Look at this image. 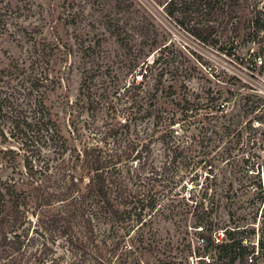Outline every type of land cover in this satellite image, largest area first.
Masks as SVG:
<instances>
[{"label":"rangeland","instance_id":"374dc122","mask_svg":"<svg viewBox=\"0 0 264 264\" xmlns=\"http://www.w3.org/2000/svg\"><path fill=\"white\" fill-rule=\"evenodd\" d=\"M169 1L0 0V67L12 60L44 58L50 76L45 102L68 137L75 126L86 133L93 124L111 120L116 77L121 87L133 75L142 81L139 67L129 69L134 58L158 59L155 67L165 73L161 82L154 76L143 82L146 104L163 112L165 123L156 127V135H173L184 148L191 146L185 152V159H192L190 168L182 159L174 177L152 183L151 195L160 203L155 209H137L119 220L100 216L101 242L112 243L117 236L137 248L114 264H198L187 244L201 247L202 237L225 238L228 229L250 249L255 247L245 264H264V190L240 156L244 122L254 104L239 77L244 66L240 58L251 44L260 48L263 41V30L259 35L254 26L264 0H240L242 8L226 33L204 38L195 32L206 26L205 10L188 12ZM86 77L93 94L112 89L110 99L96 110L83 86ZM144 126L141 122L140 130ZM163 150L156 143L153 157L165 161ZM7 174L0 168V177ZM190 180L202 185L194 200L182 195Z\"/></svg>","mask_w":264,"mask_h":264},{"label":"trees","instance_id":"16d2710c","mask_svg":"<svg viewBox=\"0 0 264 264\" xmlns=\"http://www.w3.org/2000/svg\"><path fill=\"white\" fill-rule=\"evenodd\" d=\"M168 4L188 12L205 10L206 26L195 32L199 37L224 35L242 8L240 0H170ZM211 22L223 25L222 30ZM41 57L12 60L0 67V168L8 170L5 178L0 177V264L123 261L137 248L126 246L117 236L103 244L99 217L119 220L137 209H155L160 203L151 195L152 183L174 177L186 150H191L173 135H156L157 128L164 126V116L159 108L146 104L143 82L152 76L161 82L164 69L155 67L158 59L134 58L129 69L139 67L136 72L142 81L133 75L121 87L116 77V114L109 101L111 120L93 124L86 133L75 126L67 137L45 102L50 76ZM90 79L86 77L83 86L96 110L110 99L112 89L93 94ZM141 122L145 126L140 130ZM156 143L164 145L165 161L153 157ZM188 160L192 159L184 160L187 171ZM168 209L173 213L174 205ZM212 229L209 224L207 230L212 233ZM227 231L225 238L211 234L202 237L201 247L187 244L186 249L198 264H245L255 247L250 249L235 232ZM260 248L264 252V243Z\"/></svg>","mask_w":264,"mask_h":264},{"label":"built area","instance_id":"2783aa9c","mask_svg":"<svg viewBox=\"0 0 264 264\" xmlns=\"http://www.w3.org/2000/svg\"><path fill=\"white\" fill-rule=\"evenodd\" d=\"M258 19L259 24L255 23L254 27L260 30L259 35L263 30L261 46L256 48V42H254L247 56L240 58L244 64L239 76L242 80L241 89L247 91L249 102L254 104L251 116L244 122L245 132L240 143V156L246 171L259 176L264 190V1ZM255 33L257 35V32ZM201 186L192 180L187 181L182 192L183 198L194 200L198 197ZM253 189L256 188L253 187Z\"/></svg>","mask_w":264,"mask_h":264}]
</instances>
